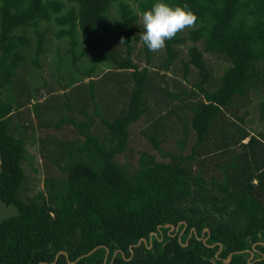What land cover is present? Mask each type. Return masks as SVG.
<instances>
[{
	"label": "trees",
	"instance_id": "16d2710c",
	"mask_svg": "<svg viewBox=\"0 0 264 264\" xmlns=\"http://www.w3.org/2000/svg\"><path fill=\"white\" fill-rule=\"evenodd\" d=\"M156 2L0 0V201L17 211L0 220V264H264V127L249 118L258 97L264 124V0H163L188 4L198 20L154 53L140 36L143 12ZM113 27L124 40L118 48ZM50 29L89 79L100 129L96 117L60 116L59 101L40 107ZM212 58L222 63L219 76ZM26 61L37 70L31 108L14 82ZM166 75L177 77L171 88L155 83ZM82 88L74 96L83 102ZM32 113L59 115L47 125L68 123L82 143L76 158L41 138L45 167L58 177L44 180L48 194L21 199ZM136 128L156 153L136 150L134 164Z\"/></svg>",
	"mask_w": 264,
	"mask_h": 264
},
{
	"label": "rangeland",
	"instance_id": "374dc122",
	"mask_svg": "<svg viewBox=\"0 0 264 264\" xmlns=\"http://www.w3.org/2000/svg\"><path fill=\"white\" fill-rule=\"evenodd\" d=\"M114 13H111V16H113ZM111 22H113V18L111 17ZM114 25V24H112ZM54 30L50 29L48 34V40H50L48 43L45 44V51L41 56V62L43 65V70L41 71V78L38 79V85L37 87L38 92L40 95L38 96L40 107H44V105H48L54 102L56 103V106L58 107V114L70 116L73 118L77 123L84 122L88 117H96L95 119V126L97 129H100L101 123L99 121V117L96 116L95 110L93 105V102L90 100L87 89V81L89 79H85L81 77L79 74H77L74 70L73 64L71 62V56L68 52V44L67 40L60 39L57 40L53 38ZM116 30L113 27V30L110 35L111 39L113 40V45H111L112 48H118L121 46L120 41L116 40L117 37L115 36ZM209 59V58H208ZM209 63L212 65V68H214V74L216 76H219L222 73L223 67L222 63L213 60H209ZM20 71L18 72L17 77L14 79V82L17 84H20L16 88L18 89L16 91V94L18 95V99L22 102L23 106H26L24 103L27 102V100H31L30 108L32 107L33 102L35 101V98L33 96V92L31 93V96L27 98V92L29 91L28 85L31 82L32 78L36 76V71L32 68V65L30 62H24L21 67ZM162 76L155 77V83L158 84L161 82V85L168 84L169 87H172L173 81L177 80V77H173L171 75H166L161 79ZM96 78V77H94ZM164 80V81H163ZM163 81V82H162ZM83 84L84 88L81 89L82 93L83 89L85 90V94H81L80 98L82 96H85L82 101H79V97L77 100V97L74 96V88L76 85ZM178 85V84H177ZM179 86V85H178ZM20 88V89H19ZM171 90V89H170ZM35 92V91H34ZM76 94V92H75ZM65 96V97H64ZM152 96V94H151ZM66 98L70 100V111L66 110ZM33 100V102H32ZM95 102L100 105L99 101V92L96 91L94 95ZM79 101L78 105H75V103ZM151 102H153L152 99H150ZM259 101L258 97H254V107L249 108V118L252 120V126L258 131L262 130L264 127V124H262L258 119V105L257 102ZM101 106V105H100ZM24 110V108H23ZM32 111V110H31ZM59 115H55L56 117H49V115H44L41 119V116L39 114V119L34 118V113H32L31 117H33V129L35 131L34 137L35 142H30L27 144V151L28 155L30 156V160L26 161L24 163V169L26 174V181L24 183V187H22V192L19 193V197L21 199H25L26 197H33L39 192H45L48 194V187L45 186V179L46 178H52L51 176L57 178L58 174H55L53 171L55 168L50 170L48 172L47 168L45 167V159L43 155L40 152V141L41 138H45L46 135H48V145L50 149H56L57 147L53 145V142H58L60 148L63 146L67 149H71L74 152V155L76 158H79L80 155L76 152V147L80 146L82 143V138L78 134V131L74 129L71 125L68 123L64 124L61 128L56 129L51 125L57 122V119L59 118ZM95 115V116H94ZM24 117V116H22ZM11 126H14L16 123H18V118L16 117V114H13L9 117ZM49 126L47 128H44V126ZM140 129V128H139ZM138 128L134 129L131 136V142H129L130 148L133 150L131 152L130 160L134 164L138 163V155L135 153L136 150L140 151H148L150 154H155L156 151L151 148V145L149 144L146 139H142V135H140V131ZM31 134V133H30ZM32 135V134H31ZM170 143V142H169ZM62 145V146H61ZM63 147V148H64ZM129 152V151H128ZM17 213L16 209L12 206H6L0 201V220L8 218L12 215H15Z\"/></svg>",
	"mask_w": 264,
	"mask_h": 264
},
{
	"label": "clouds",
	"instance_id": "9594fccd",
	"mask_svg": "<svg viewBox=\"0 0 264 264\" xmlns=\"http://www.w3.org/2000/svg\"><path fill=\"white\" fill-rule=\"evenodd\" d=\"M198 16L191 10L188 4L183 6H170L157 0L150 10L142 15L144 31L140 39L151 52L162 51L166 47V41L175 39L177 33L196 26ZM123 38L121 43H123Z\"/></svg>",
	"mask_w": 264,
	"mask_h": 264
},
{
	"label": "water",
	"instance_id": "95a60500",
	"mask_svg": "<svg viewBox=\"0 0 264 264\" xmlns=\"http://www.w3.org/2000/svg\"><path fill=\"white\" fill-rule=\"evenodd\" d=\"M166 226H167V227H170V229H171V230H173V228H174V227H173V226H171V225H166ZM206 231H207V229H206ZM142 241H144V242H145V239H142ZM60 254H64V255H65V253H64V252H60ZM252 255H253V254L251 253V257H252ZM230 259H231V255H229V256H228V258L226 259V261H225V262H229V261H230Z\"/></svg>",
	"mask_w": 264,
	"mask_h": 264
}]
</instances>
